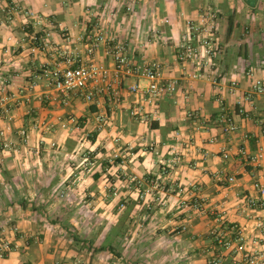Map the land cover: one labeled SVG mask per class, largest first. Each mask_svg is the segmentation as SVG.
<instances>
[{"label": "crops", "instance_id": "0c3cea01", "mask_svg": "<svg viewBox=\"0 0 264 264\" xmlns=\"http://www.w3.org/2000/svg\"><path fill=\"white\" fill-rule=\"evenodd\" d=\"M209 10L223 52L195 77V63L177 55L186 22ZM101 30L126 45L131 66L160 62L164 81L178 80L176 92L150 100L129 90L147 79L122 72L119 102L106 94L87 102L41 77L66 66L65 52L113 75L105 44L88 52ZM257 80L264 82V0H0V86L13 115L0 128L10 126L16 147H0V264H244L264 252V206L249 205L261 198L254 183L264 184V155L248 157L264 149V94L246 99ZM133 108L158 114L143 123ZM98 114L111 118L100 130ZM72 116L80 128H63ZM224 116L235 131L223 132ZM173 148L181 160L162 176Z\"/></svg>", "mask_w": 264, "mask_h": 264}, {"label": "built area", "instance_id": "2783aa9c", "mask_svg": "<svg viewBox=\"0 0 264 264\" xmlns=\"http://www.w3.org/2000/svg\"><path fill=\"white\" fill-rule=\"evenodd\" d=\"M29 17H33L34 25L41 26L43 21L40 17L33 13H28ZM217 14L214 11H206L199 15L194 20L190 19L186 22L187 31L183 42L180 44V49L177 55L179 61H192L198 67V73L195 77H203L204 73L210 72L215 66V59H217L223 52V48L218 41V22ZM8 19L11 20V17ZM105 44L107 46V53L114 60V74L111 75L109 70L102 64H76V57L69 52L63 54L66 66L64 68H44L41 77L48 78L50 84L54 89L66 98H69L72 93H81L87 102H93L99 94H106L111 102L117 103L120 101V83L121 73L131 72L141 74L147 79V84L141 86L135 84L129 87L132 93H140L149 97L150 100H156L168 94H173L178 88V80L164 81L163 66L160 62H144L143 64L131 66L126 55V45L118 41L116 38L108 37L104 31H99L90 38L88 52L93 53L98 46ZM40 78V77H38ZM214 84L218 91L222 89V85L217 79L213 77ZM36 81L30 83L33 88ZM230 90L235 93L239 89L237 82L232 81L229 84ZM253 93L264 94V82L257 80L252 86V92L246 95V99L250 100ZM216 100L223 103V98L218 95ZM10 103V96L6 93L4 86H0V121H11L13 119L12 109ZM157 111L152 114L142 113L140 108H133L130 115L139 119L143 123L150 122L154 117H157ZM224 124L222 126L224 133H230L237 129L235 121L231 117L224 116ZM97 128L100 130L111 123V118L106 114H98L96 116ZM62 127L66 129H79L80 123L77 117L72 116L62 123ZM10 126L0 128V147L6 150H16L14 143L10 140L9 132ZM22 141L26 142L29 139V133L26 129L20 132ZM240 153L247 155L245 148L240 149ZM264 155V149L260 148L254 155H249L251 161L259 162ZM223 158H228L227 151L222 152ZM181 160V152L178 148H173L170 152V158L163 164L161 168L162 176L168 175L171 168H173ZM235 178L230 177L229 181ZM155 182H158L156 179ZM255 189L260 193L261 198H250L249 205L252 207L264 206V184L260 181L254 183ZM200 205H197L199 207ZM230 243H226L229 246ZM2 254L10 250L9 243L5 242L2 247ZM243 250V244L238 247ZM80 264V263H78ZM211 264H218V261L213 260ZM244 264H264V252H256L249 254Z\"/></svg>", "mask_w": 264, "mask_h": 264}]
</instances>
